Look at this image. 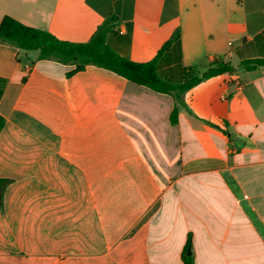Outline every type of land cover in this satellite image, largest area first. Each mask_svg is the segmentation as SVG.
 Returning <instances> with one entry per match:
<instances>
[{
	"label": "crops",
	"instance_id": "obj_1",
	"mask_svg": "<svg viewBox=\"0 0 264 264\" xmlns=\"http://www.w3.org/2000/svg\"><path fill=\"white\" fill-rule=\"evenodd\" d=\"M61 41L232 75L161 94L0 40V264H264V0H0ZM202 72V73H203ZM72 73V74H70ZM178 108V121L171 114Z\"/></svg>",
	"mask_w": 264,
	"mask_h": 264
},
{
	"label": "trees",
	"instance_id": "obj_2",
	"mask_svg": "<svg viewBox=\"0 0 264 264\" xmlns=\"http://www.w3.org/2000/svg\"><path fill=\"white\" fill-rule=\"evenodd\" d=\"M114 21L115 17L107 19L88 43H70L57 39L45 30L28 27L6 16L0 23V40L13 44L25 52H38V60L57 61L64 65L76 66L72 73L82 71L87 66H95L161 94H169L173 91L185 94L206 80L232 75L235 72L233 66L219 60H214L209 68L200 74H196L192 68H183L180 64L171 70H161L158 61L172 48H180L179 31L172 41L166 42L161 47L155 60L144 63L134 62L119 55L108 43L107 38L113 31ZM242 65L248 70H253L264 66V60H247L243 61ZM171 121L174 124L178 121L177 107L171 114ZM9 184V180L0 179V200ZM182 261L183 264H195L190 238L184 248Z\"/></svg>",
	"mask_w": 264,
	"mask_h": 264
},
{
	"label": "rangeland",
	"instance_id": "obj_3",
	"mask_svg": "<svg viewBox=\"0 0 264 264\" xmlns=\"http://www.w3.org/2000/svg\"><path fill=\"white\" fill-rule=\"evenodd\" d=\"M200 73H202L203 71H199Z\"/></svg>",
	"mask_w": 264,
	"mask_h": 264
},
{
	"label": "water",
	"instance_id": "obj_4",
	"mask_svg": "<svg viewBox=\"0 0 264 264\" xmlns=\"http://www.w3.org/2000/svg\"><path fill=\"white\" fill-rule=\"evenodd\" d=\"M188 254L190 255V252Z\"/></svg>",
	"mask_w": 264,
	"mask_h": 264
}]
</instances>
